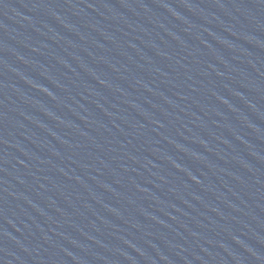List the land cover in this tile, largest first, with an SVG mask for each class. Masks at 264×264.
<instances>
[{
    "label": "water",
    "instance_id": "water-1",
    "mask_svg": "<svg viewBox=\"0 0 264 264\" xmlns=\"http://www.w3.org/2000/svg\"><path fill=\"white\" fill-rule=\"evenodd\" d=\"M0 264H170L84 164L1 88Z\"/></svg>",
    "mask_w": 264,
    "mask_h": 264
}]
</instances>
